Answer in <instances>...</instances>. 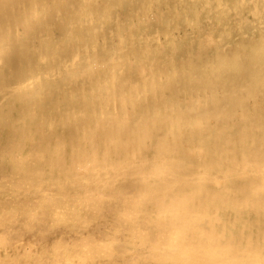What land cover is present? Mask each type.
<instances>
[{"label": "bare ground", "instance_id": "obj_1", "mask_svg": "<svg viewBox=\"0 0 264 264\" xmlns=\"http://www.w3.org/2000/svg\"><path fill=\"white\" fill-rule=\"evenodd\" d=\"M8 258L264 264V0H0Z\"/></svg>", "mask_w": 264, "mask_h": 264}, {"label": "rangeland", "instance_id": "obj_2", "mask_svg": "<svg viewBox=\"0 0 264 264\" xmlns=\"http://www.w3.org/2000/svg\"><path fill=\"white\" fill-rule=\"evenodd\" d=\"M39 37V36H38ZM37 41H38V39L36 38V45H39L38 43H37ZM109 215H106V217H108ZM44 221H45V219H44ZM46 222V221H45ZM47 223V222H46ZM46 223H44L43 221L42 222H40V223H38L37 224V226H34L33 227V229H32V233H24V235H25V237L26 238H32V240L36 237V238H44L46 241L44 242V245H47V244H50V241H52L53 239H55L56 237H57V235H58V233L60 232V229H54V230H52L51 229V225H49V224H46ZM40 224H41V226L43 227V228H45L46 227V230L45 231H43V235H41V234H39L40 232H38V231H40V229H42L41 227H39L40 226ZM46 224V225H45ZM103 227V226H102ZM101 227V228H102ZM77 228V227H76ZM77 229H79V227L77 228ZM76 229V230H77ZM48 230H50V231H48ZM52 231V232H51ZM46 235H45V234ZM13 236V235H12ZM11 236V233L8 235V237L10 238V237H12ZM9 238H7V239H9ZM68 239V237L67 238H65V236L63 237V239L62 240H67ZM14 260H16V259H14V258H10V260H9V258L6 260V261H4V263L3 264H12L11 263V261H14ZM142 261L143 260H138V261H136L135 263L136 264H141L142 263ZM41 262H35V261H29V264H40ZM126 263V262H125ZM124 263V264H125ZM130 262L127 260V263L126 264H129ZM42 264V263H41Z\"/></svg>", "mask_w": 264, "mask_h": 264}]
</instances>
